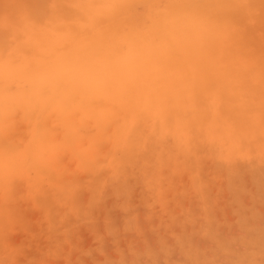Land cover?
Listing matches in <instances>:
<instances>
[{
	"label": "rangeland",
	"instance_id": "1",
	"mask_svg": "<svg viewBox=\"0 0 264 264\" xmlns=\"http://www.w3.org/2000/svg\"><path fill=\"white\" fill-rule=\"evenodd\" d=\"M160 2L0 0V262L264 261V129L246 140L237 134L239 125L247 128L249 120L260 119L255 112L260 106L249 111L239 99L224 105L225 97H236L233 91L215 90L203 99L204 87L218 85L223 63L201 76L188 64L169 87L160 73L183 64L178 59L134 73L150 76L141 81L149 83L148 100L162 89L158 102L188 103L174 119L169 107L153 112L150 122L125 113L118 93L134 84L129 73L135 67L130 79L110 83L100 100L92 97L95 102L75 83L93 84L105 63L115 69L119 58L135 56L139 48H147L149 60L160 53L155 33L170 25L169 12L182 10L147 6ZM52 3L80 6L46 7ZM252 4L236 13L246 15L247 47L255 45L260 55L259 0ZM50 72L63 77L56 84L59 99L49 102L45 90L39 95L36 90ZM64 91L75 93L68 102ZM245 92L249 102L261 105V91ZM197 103H207L202 119ZM190 122L198 126L186 128ZM125 125L134 133V155L120 140Z\"/></svg>",
	"mask_w": 264,
	"mask_h": 264
},
{
	"label": "bare ground",
	"instance_id": "2",
	"mask_svg": "<svg viewBox=\"0 0 264 264\" xmlns=\"http://www.w3.org/2000/svg\"><path fill=\"white\" fill-rule=\"evenodd\" d=\"M251 7H253V4ZM240 14L241 13L237 14L236 12L225 13L217 10L197 11L196 13L190 10H183V9L178 11H171L169 12L167 19L170 22V25L167 27V24H163L162 27H160V29L158 28L160 31H157L155 33V38H161L160 42L162 43L161 44L162 46H160L159 48H162V50L160 53H158L157 55L150 56V60H149L146 59V56L148 55L146 54L147 48L146 49L139 48L138 50L141 51H139L136 54L139 56V58L135 57L136 55L135 56L129 55L127 57L119 58V62H117V67L115 69H108L107 67L108 63H105L103 65L101 75H99L96 79H94L93 84L87 85L85 88H82L84 85L78 84L77 82L75 83L80 88V92L88 94L87 97L88 98L90 97L92 101H93L92 97H97V96L99 97L100 100L101 98L98 94L103 95L102 90L110 83L111 84L109 85V87L116 85V81L123 82L130 79L129 74L131 75L134 73H138L139 71H150L152 70V68L157 66L161 67L166 63L167 58L169 57L178 59L180 60L179 63H183V64L175 65L173 67H170L168 71H162L160 73V76L166 82L165 87H169L173 83L177 84L176 79H180L178 78L179 74L183 72L184 68H187L188 64H192L194 69L199 70L198 74L199 76H201L202 75L201 72L204 73L208 71L215 62H221V64L223 63V71L221 72L220 78L218 79V85H211L208 87H204L202 96H204L203 99H210L212 93L215 90L223 91L224 93L228 91H233L232 93L236 97H230V96L225 97V100H223L224 105H227L229 104V102H231V106H234L235 105L234 102H236V100L239 99L244 107L250 106L249 111L252 107L260 106L259 109L255 110L256 114L260 117L258 121L249 120V122L253 124H250L247 128H244L243 126L239 125L237 134L238 136H242V138L246 140L250 138L249 135H256L259 130L258 128L262 127V125H261V105L256 100L249 102L248 96H245L244 93H246L245 89H247L252 94H256L257 92L261 91L262 74H261V60L260 58H258V56H260L258 54L259 51L257 52L256 48L254 49L253 46L255 45L247 47L249 46L248 44L249 35L246 34L247 33L246 29L248 24L247 17L245 14H242V17H240L239 16ZM229 15H238L239 16L238 24H232L227 19H225V17ZM243 38H245L244 41ZM256 47L258 50V46ZM244 51H246L248 54H245ZM208 53H210L211 57L207 56ZM105 60H107V58H105ZM135 60L138 61L140 60L142 63H138V61H136V63L133 64ZM226 65H228L227 68H225ZM246 66L249 71L247 70ZM133 67H135V69L137 70L132 71L131 73L128 74V71L130 69L132 70ZM1 72L2 69L0 68V74ZM51 72L48 74V76L45 77L44 80H42L40 86L36 85L38 87V89L36 90L38 95L39 92L41 94V92L45 90L44 96L45 99L49 97V99L47 100L49 102L51 100L53 101L55 99L56 100L59 99L56 98L57 90L58 88H60L57 85L59 84L60 78L63 77L62 75H60V72L57 73L58 78L53 77ZM133 76L134 78L132 79L134 81V84L123 85L122 93H118L120 96H122L124 102V108H125L124 111L127 115L136 114L139 118H141L142 116V118L145 119L144 121L148 122L147 120H149L150 122V118L154 114L153 112L159 113L165 107H169L173 111L172 117L174 119L176 117L181 116L183 110L186 107H190L187 106L188 103H177V101L175 100H172L171 102H158L157 99L159 97L165 96L164 94H158L161 91H163L162 89H159L155 95L153 94V98L148 100V96H145V91L148 89L146 87L149 83H145L141 85V81L144 82L148 81L150 79V76L144 75L141 78H137L135 74ZM41 79H43V77ZM151 79H155V75H152ZM50 82L55 83V85L52 84L51 86ZM48 83H50V85ZM62 88L65 89L66 91V88L64 87ZM236 90H238V92H236ZM65 91H64L65 95L63 94L65 98L64 101L68 102L75 93L71 94L70 91H67L65 93ZM171 93L174 92L171 91ZM171 93L166 94V96L168 98H172L173 96ZM44 96L42 97L40 96V97L43 98ZM195 107H196V112L199 114V119H202L205 116H207L208 113L207 103H197ZM100 117L102 119V116ZM259 117H254V119L257 120ZM156 121L155 122L158 123V119H156ZM197 126L198 124L194 122H190L187 124L186 128L187 127L194 128ZM127 127H128L127 125L123 127L121 131L123 134L122 137H120L121 138L120 140L123 142L124 147L126 146L127 151L129 150L134 151L136 150L135 149L136 143L135 144L133 143L134 133H132V131L131 132L128 131ZM129 132L132 133V135ZM136 132L138 133V130ZM137 133L136 136H138ZM159 135L161 134L159 133ZM82 140L84 141V139ZM138 140L139 139H137V142ZM82 143L83 142H81V145ZM139 147L141 148V146H138V148ZM184 148H185L184 146L183 149L180 146L179 149H182L180 150V152L184 151ZM170 150L171 149H169V152ZM134 153L135 151L132 154L134 155Z\"/></svg>",
	"mask_w": 264,
	"mask_h": 264
},
{
	"label": "snow or ice",
	"instance_id": "3",
	"mask_svg": "<svg viewBox=\"0 0 264 264\" xmlns=\"http://www.w3.org/2000/svg\"><path fill=\"white\" fill-rule=\"evenodd\" d=\"M260 5V37L262 41V46L260 50V60H261V125L264 129V0H259ZM80 5L69 4V5H60L57 3L47 4L46 7L51 8H72L79 7ZM117 6H128V5H117ZM141 7L144 5H136ZM150 7H158L165 10L170 9H183L190 11H208V10H217L225 13H235L240 9H246L251 7V0H178V2H173V0H161L159 4L147 5ZM227 19L232 24H238L239 16L238 15H229L226 16ZM6 23V20L4 21ZM254 23V20H249V24ZM262 147H264V131H262L261 137ZM219 264V262H218ZM260 264H264V261H261Z\"/></svg>",
	"mask_w": 264,
	"mask_h": 264
},
{
	"label": "clouds",
	"instance_id": "4",
	"mask_svg": "<svg viewBox=\"0 0 264 264\" xmlns=\"http://www.w3.org/2000/svg\"><path fill=\"white\" fill-rule=\"evenodd\" d=\"M0 264H7V262L5 261V262H0Z\"/></svg>",
	"mask_w": 264,
	"mask_h": 264
}]
</instances>
